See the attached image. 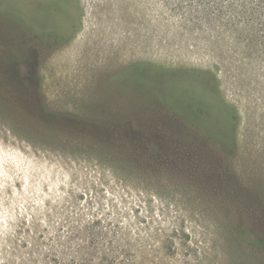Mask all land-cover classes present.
Wrapping results in <instances>:
<instances>
[{
    "label": "rangeland",
    "instance_id": "rangeland-1",
    "mask_svg": "<svg viewBox=\"0 0 264 264\" xmlns=\"http://www.w3.org/2000/svg\"><path fill=\"white\" fill-rule=\"evenodd\" d=\"M0 264H264V0H0Z\"/></svg>",
    "mask_w": 264,
    "mask_h": 264
},
{
    "label": "trees",
    "instance_id": "trees-1",
    "mask_svg": "<svg viewBox=\"0 0 264 264\" xmlns=\"http://www.w3.org/2000/svg\"><path fill=\"white\" fill-rule=\"evenodd\" d=\"M226 107V106H224ZM228 110H229V116L231 117V114H233V110H230L228 107H226ZM172 112H176L175 110H172ZM178 113V112H176ZM230 123H231V127H232V137H233V126L235 125V123L233 121L230 120ZM184 127L188 130V132H193V133H197V132H201V129L199 127V125H197L196 122H189L187 121L185 124H184ZM232 140L230 141V145H233L234 144V140L233 138H231ZM226 148V147H224Z\"/></svg>",
    "mask_w": 264,
    "mask_h": 264
},
{
    "label": "crops",
    "instance_id": "crops-1",
    "mask_svg": "<svg viewBox=\"0 0 264 264\" xmlns=\"http://www.w3.org/2000/svg\"><path fill=\"white\" fill-rule=\"evenodd\" d=\"M74 25H75V24L72 25V29H71V33H70L69 37H70L72 34H74V28H75ZM69 37H68L67 39H69ZM55 39H56V38H55ZM200 81H201V80H200ZM208 82H210V81H208ZM210 83H211V82H210ZM218 98H219V96H218ZM219 99H220V98H219ZM170 109L173 110L171 107H170ZM173 113H176V112H173ZM189 113H190V112H187V114H189ZM176 115L181 116V114H179V113H176ZM182 118H183V120H182L183 122H187V121H189V122H196V121H194V119L191 120V119H188L187 117H184V116H182Z\"/></svg>",
    "mask_w": 264,
    "mask_h": 264
}]
</instances>
